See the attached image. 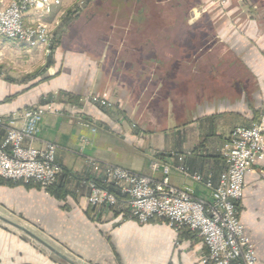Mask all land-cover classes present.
Returning <instances> with one entry per match:
<instances>
[{
    "label": "crops",
    "instance_id": "crops-1",
    "mask_svg": "<svg viewBox=\"0 0 264 264\" xmlns=\"http://www.w3.org/2000/svg\"><path fill=\"white\" fill-rule=\"evenodd\" d=\"M71 2L62 0L44 17L57 34L72 19ZM246 2L248 8L227 0L225 9L207 13L204 24L211 23L214 50L201 52L191 53L187 41L174 47L177 42L168 34L173 22L166 23L165 34L155 32L149 51L142 50L140 25L134 26L139 38L129 51L68 52L62 42L47 55L43 48L29 49L0 36V61L10 63H5L8 76L0 75V116L44 105L43 99L61 92L54 101L58 111L44 114L33 143L36 148L44 141L57 144V183L51 188L0 184V215L86 264H201L207 248L193 231L177 232L164 221L127 219L125 200L112 210L92 206L85 181L98 180L101 172L87 159L155 180L164 174L153 171L151 162L168 163L171 185H190L197 197L209 200L202 184L174 167L183 164L217 180L226 167L222 145L233 129L249 127L264 115V0ZM35 19L32 10L24 20ZM20 72L27 75L20 79ZM89 94L110 105L83 101ZM4 137L0 127V143ZM239 214L257 264H264V158L245 177ZM0 264L65 263L0 221Z\"/></svg>",
    "mask_w": 264,
    "mask_h": 264
},
{
    "label": "built area",
    "instance_id": "built-area-1",
    "mask_svg": "<svg viewBox=\"0 0 264 264\" xmlns=\"http://www.w3.org/2000/svg\"><path fill=\"white\" fill-rule=\"evenodd\" d=\"M71 1L74 14L85 2ZM61 4L62 0H0V36L23 43L29 49L43 48L46 54L52 53L55 36L44 17ZM32 10L36 12V19L26 24L24 19ZM57 94L54 93V97ZM85 100L103 107L110 105L108 100L98 95L89 94ZM54 101L27 107L10 117L0 116V127L5 130L0 143V178L42 187L57 183L60 170L56 162L57 144L44 141L40 148L33 145L44 114L58 111ZM222 155L226 167L217 180L212 173L204 176L183 164L174 167L202 184L209 191V200L197 197L190 185L183 188L171 185L169 175L172 166L168 163L151 162L153 171L161 169L164 174L162 180H155L88 157L93 169L101 172V183L93 179L85 181L89 190L88 201L92 206L114 209L119 198L106 188V185L113 184L126 197L127 219L141 223L164 221L177 232L187 228L196 233L207 248L201 264H257L255 246L240 219L239 202L244 195L247 173L264 158V115L249 127L234 128L222 145Z\"/></svg>",
    "mask_w": 264,
    "mask_h": 264
},
{
    "label": "rangeland",
    "instance_id": "rangeland-1",
    "mask_svg": "<svg viewBox=\"0 0 264 264\" xmlns=\"http://www.w3.org/2000/svg\"><path fill=\"white\" fill-rule=\"evenodd\" d=\"M246 1L240 0L245 7L249 4ZM226 5L227 0H85L78 13L70 11L72 19L63 31L58 29L57 34L55 29V32L52 30L55 36L53 47L55 50L57 45L60 46L64 42L68 52L87 54L129 51L133 49L137 37L134 26L140 25L142 50L149 51L152 45L155 47L152 43V40H155V32L157 35L160 32L165 34L164 26L167 22H173L174 26L170 31L168 28V34H172L177 42L175 48L180 46L181 42L187 41L191 53L214 50L211 23L204 24V20H208V12L214 15V10L225 9ZM247 8L245 11L250 14L251 11ZM206 10L207 12H204ZM137 21L140 23H135ZM161 47L164 51L166 45L162 44ZM49 54L52 53L47 55ZM5 63L8 62L0 61V75L7 77L9 71L6 72ZM19 70H22L21 67ZM26 75V72H20L18 77L21 79ZM85 98L82 100L86 101Z\"/></svg>",
    "mask_w": 264,
    "mask_h": 264
},
{
    "label": "water",
    "instance_id": "water-1",
    "mask_svg": "<svg viewBox=\"0 0 264 264\" xmlns=\"http://www.w3.org/2000/svg\"><path fill=\"white\" fill-rule=\"evenodd\" d=\"M0 221L29 238L41 249L52 255L55 259L61 260L65 264H86L84 261H81L74 255L66 251L60 245H57L52 240L50 241V239H47L41 234L32 231L29 227L18 224L10 219H7L6 217H3L2 215H0Z\"/></svg>",
    "mask_w": 264,
    "mask_h": 264
},
{
    "label": "trees",
    "instance_id": "trees-1",
    "mask_svg": "<svg viewBox=\"0 0 264 264\" xmlns=\"http://www.w3.org/2000/svg\"><path fill=\"white\" fill-rule=\"evenodd\" d=\"M60 95H61V92H58V94H57L56 97H54L53 94H50L45 99H43L41 102H45V101L49 102V101H52V100H57ZM96 181L98 183H101V181L99 179L96 180ZM0 184H7V185L26 184V185H31L32 183H25L24 181H13V180H8V179L0 178ZM55 185H56V183L54 185L50 186L49 188L54 187ZM106 188H108L109 190L115 192V194L119 198V202L126 199V197L123 196L120 193V191L113 184L106 185Z\"/></svg>",
    "mask_w": 264,
    "mask_h": 264
}]
</instances>
